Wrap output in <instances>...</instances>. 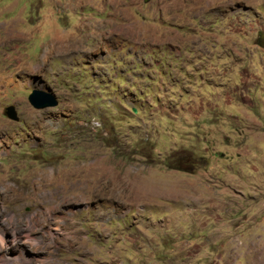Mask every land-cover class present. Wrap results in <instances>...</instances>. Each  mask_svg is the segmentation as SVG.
Segmentation results:
<instances>
[{"label": "rangeland", "instance_id": "rangeland-1", "mask_svg": "<svg viewBox=\"0 0 264 264\" xmlns=\"http://www.w3.org/2000/svg\"><path fill=\"white\" fill-rule=\"evenodd\" d=\"M0 264H264V0H0Z\"/></svg>", "mask_w": 264, "mask_h": 264}, {"label": "water", "instance_id": "water-1", "mask_svg": "<svg viewBox=\"0 0 264 264\" xmlns=\"http://www.w3.org/2000/svg\"><path fill=\"white\" fill-rule=\"evenodd\" d=\"M30 103L37 109L55 107L58 105V100L53 93L43 90H33L29 95ZM5 115L14 121H18V114L14 106L6 108Z\"/></svg>", "mask_w": 264, "mask_h": 264}, {"label": "bare ground", "instance_id": "bare-ground-1", "mask_svg": "<svg viewBox=\"0 0 264 264\" xmlns=\"http://www.w3.org/2000/svg\"><path fill=\"white\" fill-rule=\"evenodd\" d=\"M11 188V187H10ZM8 190V189H7ZM13 199V198H12ZM64 199H66V198H64ZM66 201V200H65ZM51 207V206H50ZM46 208V207H45ZM48 209V208H47Z\"/></svg>", "mask_w": 264, "mask_h": 264}]
</instances>
